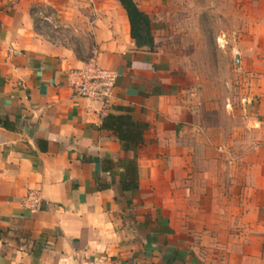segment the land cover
Listing matches in <instances>:
<instances>
[{
    "label": "crops",
    "instance_id": "crops-1",
    "mask_svg": "<svg viewBox=\"0 0 264 264\" xmlns=\"http://www.w3.org/2000/svg\"><path fill=\"white\" fill-rule=\"evenodd\" d=\"M133 1L153 51L137 48L120 0H0V264H264V0L236 57L241 97L225 104L159 45L163 0ZM44 2L88 21V59L118 74L111 100L75 94L70 73L88 63L36 33ZM120 108L149 126L136 152L103 127Z\"/></svg>",
    "mask_w": 264,
    "mask_h": 264
},
{
    "label": "rangeland",
    "instance_id": "rangeland-1",
    "mask_svg": "<svg viewBox=\"0 0 264 264\" xmlns=\"http://www.w3.org/2000/svg\"><path fill=\"white\" fill-rule=\"evenodd\" d=\"M260 0H163L170 8L169 36L162 38L160 46L174 51L173 59L179 68H196L206 84L213 82L225 98L240 99V73L236 57L243 48L251 50L252 37L260 15ZM32 9L36 33L58 47L74 48L87 63L96 48L90 25L81 23L80 17L66 21L47 2L35 4ZM166 16V14H165ZM167 17V16H166ZM158 18V17H157ZM167 40V41H166ZM232 88L224 90L226 83ZM218 84L221 86L218 87ZM238 84V85H237Z\"/></svg>",
    "mask_w": 264,
    "mask_h": 264
},
{
    "label": "trees",
    "instance_id": "trees-1",
    "mask_svg": "<svg viewBox=\"0 0 264 264\" xmlns=\"http://www.w3.org/2000/svg\"><path fill=\"white\" fill-rule=\"evenodd\" d=\"M122 7L128 14L131 25L132 39L135 41L138 49L155 48V40L152 35V21L150 17L142 12L133 0H120ZM120 111L125 112V115H111L104 121L103 127L106 130L113 131L124 147L128 151L136 152L142 145L144 135L149 126L144 123L136 122L133 118V111L130 108H120ZM0 125L6 128L10 126L0 120ZM128 181L125 184V189L136 190L138 185V168L136 163L131 162L127 166Z\"/></svg>",
    "mask_w": 264,
    "mask_h": 264
},
{
    "label": "built area",
    "instance_id": "built-area-1",
    "mask_svg": "<svg viewBox=\"0 0 264 264\" xmlns=\"http://www.w3.org/2000/svg\"><path fill=\"white\" fill-rule=\"evenodd\" d=\"M72 88L77 96L91 100L108 101L113 98L118 80V74L114 71L102 69L91 62L85 68L70 73ZM30 209L38 210L42 204L38 193H30L28 196Z\"/></svg>",
    "mask_w": 264,
    "mask_h": 264
}]
</instances>
